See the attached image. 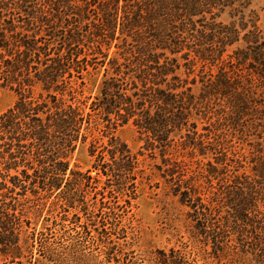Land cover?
<instances>
[{
    "label": "trees",
    "instance_id": "16d2710c",
    "mask_svg": "<svg viewBox=\"0 0 264 264\" xmlns=\"http://www.w3.org/2000/svg\"><path fill=\"white\" fill-rule=\"evenodd\" d=\"M250 6L251 0H0V86L17 94L14 107L0 116V264H178L165 250L153 249L142 230L134 209L147 177L144 154L132 152L116 132L134 121L140 133L152 136L151 151L156 140L164 157L170 156V131L180 132L189 121L173 115L193 100L188 95L174 103L175 91L132 90L138 80L142 87L167 82L174 74L171 56L189 50L187 55L207 60L206 53L184 45L188 38L181 39L195 30V19L218 8L245 17ZM206 30L208 54L238 41L228 28ZM192 39L202 44V37ZM260 53L252 61L264 78ZM98 63L106 73L93 100L86 95V78ZM81 145L91 158L85 171L72 164ZM163 162L167 168L158 170L171 189L167 194L178 197L171 184L185 173L178 163ZM256 173L264 178L263 171ZM192 195L182 192L180 202L185 205ZM19 196L24 203L41 197L46 202L19 210ZM247 200L237 201L240 220L249 211ZM55 208L60 219L45 214ZM18 210L27 216L25 227H17ZM91 226H97V238ZM100 246L104 254L97 252Z\"/></svg>",
    "mask_w": 264,
    "mask_h": 264
},
{
    "label": "rangeland",
    "instance_id": "374dc122",
    "mask_svg": "<svg viewBox=\"0 0 264 264\" xmlns=\"http://www.w3.org/2000/svg\"><path fill=\"white\" fill-rule=\"evenodd\" d=\"M85 4L77 5L84 7ZM195 21V30L182 35L181 39L188 38L183 40L184 45L206 53L207 60L206 57L205 61L195 58L193 52L187 55L189 50H186L170 57L174 74L167 82L161 81V85L149 82L148 87H142L138 80V89L132 90L175 91L174 103L188 95L193 100V105L182 106V110L173 115L175 119L180 113L189 121L180 132L170 131L168 150L172 154L164 157L163 148L156 140V149L151 151L152 136L144 131L140 133L134 121L119 127L116 132L132 152L144 154L140 160L147 177L134 211L146 238L152 241L153 249L165 250L172 262L264 264V178L256 173L258 169L264 172V78L258 74V64L252 61L255 52L264 53V0H251L245 17L231 9L221 13L218 8ZM208 25L228 28L238 41L220 54L218 48L208 54L203 51L206 49L204 39L210 34L206 30ZM256 33L258 38L254 36ZM192 35L202 37V44L196 46ZM118 43L119 40L113 41L110 58L117 51ZM242 55L251 57L241 62L239 57ZM96 69H90L91 74L86 78V95L93 100L101 91L106 73V68L99 63ZM224 82L228 85L224 86ZM223 87L228 90L222 91ZM16 101L15 90L0 86V116L13 108ZM165 160L178 163L182 174L185 173L171 184L172 191H180L178 197L168 196L171 189L167 191L165 179L158 170L167 168L163 164ZM90 163L88 146L81 145L72 164L85 171ZM187 190H193L195 198L192 195L193 199L183 205L179 197ZM91 194L92 190L85 192L86 201ZM19 198V210L46 202L42 197L25 203L23 197ZM241 198H248L249 204V211L244 209L242 212L243 220L236 213L241 203L237 201ZM19 210L17 227H25L27 216ZM45 214L53 219L63 215L59 208ZM82 218L85 222L86 217ZM96 228L91 226L90 230L97 238ZM104 250L105 247L100 246L97 252L104 254ZM23 264H26L25 260Z\"/></svg>",
    "mask_w": 264,
    "mask_h": 264
}]
</instances>
